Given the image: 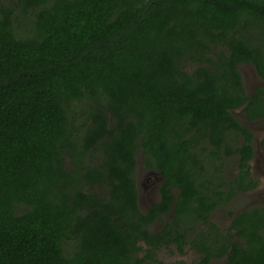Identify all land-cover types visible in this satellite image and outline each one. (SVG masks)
<instances>
[{"label": "trees", "instance_id": "obj_1", "mask_svg": "<svg viewBox=\"0 0 264 264\" xmlns=\"http://www.w3.org/2000/svg\"><path fill=\"white\" fill-rule=\"evenodd\" d=\"M264 0H13L0 7V264H264ZM264 146V140H262ZM162 175L139 205L138 155ZM232 160L237 172L228 174ZM162 223V227L155 226Z\"/></svg>", "mask_w": 264, "mask_h": 264}, {"label": "rangeland", "instance_id": "obj_2", "mask_svg": "<svg viewBox=\"0 0 264 264\" xmlns=\"http://www.w3.org/2000/svg\"><path fill=\"white\" fill-rule=\"evenodd\" d=\"M13 0H0V7L10 4ZM244 85L249 94H252L257 87L264 86V79L259 77L255 67L252 64L240 65ZM235 116L246 126H248L255 135L254 141V158L251 161V169L253 176L258 180V187L251 192H241L235 199L218 207L212 215V220L215 221L222 228H227L232 220V214L239 213L247 208L256 207L264 204V120L251 121L246 118L241 109L234 110ZM228 174L232 175L237 172V163L232 160ZM162 175L144 166L143 155H138V162L136 167V182L139 192V205L143 211H147L160 198V185L162 183ZM162 223L155 226L160 229ZM159 260L166 263L178 264H195L198 255L190 249L181 254L175 248H164L160 251ZM223 260L214 261L213 264H222Z\"/></svg>", "mask_w": 264, "mask_h": 264}, {"label": "flooded vegetation", "instance_id": "obj_3", "mask_svg": "<svg viewBox=\"0 0 264 264\" xmlns=\"http://www.w3.org/2000/svg\"><path fill=\"white\" fill-rule=\"evenodd\" d=\"M251 171H252V169H251Z\"/></svg>", "mask_w": 264, "mask_h": 264}]
</instances>
